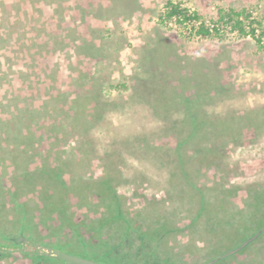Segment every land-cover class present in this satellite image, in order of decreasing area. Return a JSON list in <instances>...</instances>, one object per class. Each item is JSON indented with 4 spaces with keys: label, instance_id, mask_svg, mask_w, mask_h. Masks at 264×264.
<instances>
[{
    "label": "rangeland",
    "instance_id": "obj_1",
    "mask_svg": "<svg viewBox=\"0 0 264 264\" xmlns=\"http://www.w3.org/2000/svg\"><path fill=\"white\" fill-rule=\"evenodd\" d=\"M165 1L0 0V227L14 226L20 202L34 220L30 205L46 203L44 181L20 185L13 181L15 171L37 172L53 162L63 166L72 192L64 204L70 220L60 227L57 212L52 233L40 227L43 242L69 244L51 248L99 264H210L236 246L228 240L249 220L239 216L230 235L210 240L204 218L194 221L195 190L181 175L173 180L175 147L188 133L183 106H192V117L199 116L192 101L209 91L213 98L200 101L204 111L230 115L241 137L231 143L197 134L186 141L184 159H192L210 138L220 156L230 150L224 156L227 166L203 167L196 185L212 201L221 180H264V50L250 35L226 31L222 39L203 38L174 22L159 24ZM173 1L206 21L216 19L219 6L246 8L264 20V0ZM41 128L45 138L33 139L29 131ZM27 138L33 145H25ZM196 167V161L189 167L193 179ZM104 179L121 197L122 217L132 224L128 234L120 227L123 220L109 219L108 194L95 193ZM148 199L162 202L161 212L156 213L157 205L146 211ZM240 199H233V211L244 205ZM214 221L219 228L220 220ZM4 233L0 230V247L11 249ZM96 237L107 241L96 243ZM19 248L31 256L28 246ZM166 248L173 251L165 254ZM18 252L0 264H30Z\"/></svg>",
    "mask_w": 264,
    "mask_h": 264
},
{
    "label": "trees",
    "instance_id": "obj_2",
    "mask_svg": "<svg viewBox=\"0 0 264 264\" xmlns=\"http://www.w3.org/2000/svg\"><path fill=\"white\" fill-rule=\"evenodd\" d=\"M216 10V19L212 18L209 21H206L203 16L198 13V11L191 10L190 8L183 6L179 1L166 0L163 5V10L157 15V22L159 24L174 22L178 28L188 29V33H193L203 38L222 39L225 36L226 31L237 32L239 36L243 37L250 35L254 39L256 46L260 50H264V20L253 17L251 12L246 8L235 9L233 7L223 8L219 6L216 8ZM195 90L197 91L198 89ZM205 98L208 100L212 99L213 93L207 91L202 94L201 92L199 98L192 101L197 103V105L194 106L198 107L199 111H197L199 112V116L192 117V106H183L182 119L183 122L188 126V133L183 134V136L178 140L177 146L175 147L176 154H178V173L173 177V180H178L179 175H181L180 178L183 179L184 182L188 183L193 190H195V194L198 196L199 202L194 221L198 218L200 219L201 217L204 218L205 225H203V227L205 232L208 234V238H210V240L213 242L217 241L219 238L221 239L223 235H230V232L233 231L231 229L235 227V223H237L235 220L239 216L241 219L246 217L245 220H249L248 225L242 224L240 231L232 232V237L230 240H228V242H230L231 247L234 245L236 246L229 250L224 249L225 251H221V254H219L220 256L215 257L210 264H213L219 259H223L224 263L227 264L231 259H235L237 256L241 257L237 264H264V180H253L247 181L246 183H243V181L239 182L238 180H230L227 182H223V180H221L222 182L221 184L217 185V192L215 193L218 195L216 196L218 199L209 201L207 200V195L204 194L202 187L196 185V182H198L196 180L199 178V175L201 176V170L203 167L220 169V166L222 165L227 166V164L224 162V156L226 155V152H229L230 150L224 149L222 155L220 156L218 154V149H215L210 143V138L209 142H206L205 140L203 142L204 144H201V150L197 151L196 149L197 152H195V154L193 153L194 156H192V159H184L185 154H182V148L184 147L186 141L197 134H202L207 138L209 136L227 138V140H230L231 143H235L241 137V132L239 131L238 126L235 127V124L231 123L233 118L229 117L230 115L225 113L210 114L207 112V110L204 111L205 107H202V105ZM245 113L246 112H243L241 114V119H245L247 117V113L246 115ZM231 114L232 116L237 115L234 112ZM223 117L225 118L224 121L226 122H224V124L220 125L219 127L218 125L222 123L221 120ZM29 132L31 136H34L33 139L35 136H37L39 139L45 138V130L43 128H41L37 133H33V130H30ZM38 133L39 135H37ZM202 135L200 136L202 137ZM27 139L28 140H26L25 145H33V139ZM50 148H52V145H50ZM215 160H220V165L215 162ZM193 161H196L197 163V167L194 169V179L189 175L191 171L189 167ZM43 167L44 168L37 172L25 170L22 173H17L15 171L13 174L14 182L17 181L19 182L18 184L29 188L33 187L35 184H37V182L44 181L43 192L46 195V203L43 204L44 206H41L38 201L31 199L32 201H35V207L30 205L32 209H36L31 211L34 213L36 218V220H34L31 216V213L28 212L29 209H26V205L20 202L17 205L19 209L17 213V220L15 221L14 226L9 227L8 225H2L3 227H0V230L5 232L3 234L4 239L11 243V249H17L21 247V244L15 243L13 239L19 235L24 236L26 231L30 235L29 238L32 240V242L38 244L43 243L48 247H51L53 244L62 247L69 245L67 242L62 243L61 240L55 242H51L50 238L48 242H43L42 240L43 235L40 232V227H45L48 233H52V231H54V213L58 212V215L61 217L59 219L61 221L60 227L64 226L68 222L69 217L66 216L64 211V204L68 199V194L72 192L71 185L67 184L66 177L64 176L62 165H57L52 162V164L49 163ZM96 186H98L96 188L97 192H95L96 195L104 196L105 194H108V197L111 199L109 206H113V211H111L112 214L110 215L109 219H113L114 221L117 219H121V221L123 220L124 223H122L120 227L122 228V232L125 231V234H128L132 224L129 219L122 217V212L120 210L122 209V204L120 202L121 197L115 192V187L112 186L111 181L108 179H104ZM8 193H10V191H8ZM14 193L18 194V191L15 190ZM59 199L63 207H61L58 201ZM233 199H240V201L243 200L244 205L233 211L231 209L234 203ZM152 203H154L152 199H148L144 204V209L146 211H150L154 206L157 205L156 213L161 212V208L163 206L160 204H162V202H159V204L156 205L155 203ZM40 209L42 211H40ZM152 210L155 211L154 209ZM35 211H37V213ZM217 217L220 221L217 219ZM212 221H219L220 227H216ZM71 224L72 227L75 225L76 228L75 222L71 221ZM137 231L139 238L142 236L143 232H141L142 230H139V228ZM122 232L120 237L123 234ZM79 235L80 234L77 236L78 239ZM101 241H107V239L96 237V243ZM225 242L226 241L224 240L221 242L222 248L224 247ZM26 244L24 245V249H26L28 246L30 248L28 250L31 256L28 255V257H25L23 255L24 251L18 252L17 254L27 258V260L30 261V264H64L63 261L46 256L42 253H37L30 242H27ZM168 249L173 251L172 248ZM168 249L166 248L164 252L165 254H169ZM10 255H12L11 252L9 253L4 250H0V260ZM42 257L45 258L44 262L41 259Z\"/></svg>",
    "mask_w": 264,
    "mask_h": 264
},
{
    "label": "water",
    "instance_id": "obj_3",
    "mask_svg": "<svg viewBox=\"0 0 264 264\" xmlns=\"http://www.w3.org/2000/svg\"><path fill=\"white\" fill-rule=\"evenodd\" d=\"M13 241L17 244H21L23 247L26 242H30L33 247L35 248V251L37 253H42L46 256L58 259L60 261H63L64 264H99L96 261H93L91 259H86L80 256H76L58 249H54L51 247H48L46 245H41L32 241H29L28 238H24L22 235H19L18 237L14 238ZM0 250H4L6 252H18L21 249H3L0 247Z\"/></svg>",
    "mask_w": 264,
    "mask_h": 264
},
{
    "label": "flooded vegetation",
    "instance_id": "obj_4",
    "mask_svg": "<svg viewBox=\"0 0 264 264\" xmlns=\"http://www.w3.org/2000/svg\"><path fill=\"white\" fill-rule=\"evenodd\" d=\"M16 238V237H15ZM18 249V248H17Z\"/></svg>",
    "mask_w": 264,
    "mask_h": 264
},
{
    "label": "built area",
    "instance_id": "obj_5",
    "mask_svg": "<svg viewBox=\"0 0 264 264\" xmlns=\"http://www.w3.org/2000/svg\"><path fill=\"white\" fill-rule=\"evenodd\" d=\"M249 36V35H248Z\"/></svg>",
    "mask_w": 264,
    "mask_h": 264
}]
</instances>
